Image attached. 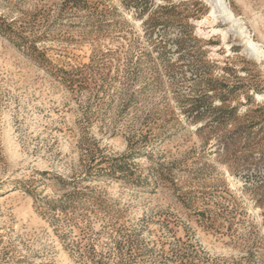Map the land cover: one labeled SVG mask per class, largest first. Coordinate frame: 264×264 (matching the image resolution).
Wrapping results in <instances>:
<instances>
[{
  "label": "rangeland",
  "instance_id": "obj_1",
  "mask_svg": "<svg viewBox=\"0 0 264 264\" xmlns=\"http://www.w3.org/2000/svg\"><path fill=\"white\" fill-rule=\"evenodd\" d=\"M212 9L0 0V264H264V62Z\"/></svg>",
  "mask_w": 264,
  "mask_h": 264
},
{
  "label": "bare ground",
  "instance_id": "obj_2",
  "mask_svg": "<svg viewBox=\"0 0 264 264\" xmlns=\"http://www.w3.org/2000/svg\"><path fill=\"white\" fill-rule=\"evenodd\" d=\"M209 1L211 2L213 7L211 16L214 18V20L221 19L223 22H227L230 25V31L236 33L243 40L247 52L253 58H255V60L259 62H264V47L255 42L248 29L244 26L245 23L243 22V19L235 14L228 1ZM226 174V181L231 180L230 173L227 172Z\"/></svg>",
  "mask_w": 264,
  "mask_h": 264
}]
</instances>
